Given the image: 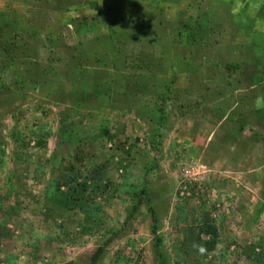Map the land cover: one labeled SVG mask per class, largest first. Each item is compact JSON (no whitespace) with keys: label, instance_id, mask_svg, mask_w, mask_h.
I'll use <instances>...</instances> for the list:
<instances>
[{"label":"rangeland","instance_id":"obj_1","mask_svg":"<svg viewBox=\"0 0 264 264\" xmlns=\"http://www.w3.org/2000/svg\"><path fill=\"white\" fill-rule=\"evenodd\" d=\"M4 9L0 264H264V0Z\"/></svg>","mask_w":264,"mask_h":264},{"label":"trees","instance_id":"obj_2","mask_svg":"<svg viewBox=\"0 0 264 264\" xmlns=\"http://www.w3.org/2000/svg\"><path fill=\"white\" fill-rule=\"evenodd\" d=\"M60 2H61V0H60ZM68 3H70V2H68ZM96 3L97 2H91L90 3L91 9L92 8L94 9V8L97 7L98 3L97 4ZM109 10H110V8H108L107 5H103L100 8V10H98V12H97V18H98L99 15L102 16V15H105V13L108 14ZM7 13H8L7 9L0 10V15L3 17L2 19L6 18V17L9 18V20L5 23V25L8 26V28H9L10 26H12V24H15V22H17V18H10L9 14H7ZM97 18L95 20H97ZM87 19H88V17L83 16L81 18V21L79 23L75 24L76 30H77V32L80 35H84L85 29L89 25V22H88ZM14 28L16 29V27H14ZM14 28L12 27V28H10L9 31H7V30L4 29V27H0V52L3 54V56L5 58L11 59L10 64L9 63L7 64L10 68L18 69V67H20V66H22V67L25 66V64L18 63V51L21 48V46L18 43L15 46L14 45L10 46V45L6 44V41L1 40V37H5V36L11 37V38H17V37L19 38L20 35L15 31ZM31 31L34 33V35H36V31L35 30H31ZM31 31H22L21 33L24 32L23 34L29 35L31 33ZM96 38L98 40H100V43L103 42L104 39L108 40V41H112V42L114 41V40L111 39V37L109 35L105 36L103 33L102 34L99 33ZM82 56H83V53H80L79 56H78L79 61H81ZM74 59H75V56H74ZM78 59H76V60H78ZM5 61H6V59H5ZM36 67H38V64L36 65ZM70 74H71V72H70ZM72 75L73 74H71V76ZM40 145H44V144L41 143ZM101 179L103 180V178H101ZM87 199H93V194H91L90 196H87ZM2 200L3 199H0V203L2 202ZM48 202H49V204L53 203V202H51L49 200H48ZM140 204H141V202H140ZM149 212H150V214L152 216V219H153V222H154L152 233H153V235H154V237L156 239L155 247L157 248V256L161 259L162 253L160 252V247L162 245V239H161V237L158 236L159 230H158L156 211L153 208H151V209H149ZM202 232L205 235L210 237V240L208 242H203V244H202V248H203L204 252L213 251V249L216 247V244H217V242H216L217 238L219 237L216 227L208 225L206 227V229L204 231H202ZM106 245H107V243L104 245V248L106 247ZM104 248L103 247L98 248L97 251L95 252V254H93V256L90 258V260L92 261V264H97L98 260L100 259V257L104 253ZM159 263H160V261H159Z\"/></svg>","mask_w":264,"mask_h":264}]
</instances>
